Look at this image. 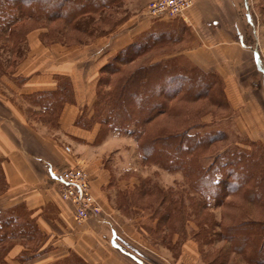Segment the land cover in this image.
<instances>
[{"label": "rangeland", "instance_id": "obj_1", "mask_svg": "<svg viewBox=\"0 0 264 264\" xmlns=\"http://www.w3.org/2000/svg\"><path fill=\"white\" fill-rule=\"evenodd\" d=\"M81 1L50 0L52 5H65L62 7V13L58 8L47 10L42 13V17L35 20L25 19L22 22L21 25L26 31L22 55L16 56L8 75H0V127H8L7 129L16 135L18 149L23 151L27 147L34 154L42 152L43 158L53 162L56 161L54 153L57 151L72 157L77 152L73 157V165L55 163V169L59 174L66 167H79L84 170L89 180L88 193L99 206V212L88 215L81 223L102 213L103 219L108 222L105 224L116 230V242L147 258L151 264H264L263 206L245 202L238 194H222L217 197L216 202L210 201L208 205L202 203L198 193L190 189L181 170H168L153 162H143L136 141L123 131L108 130L101 139L93 142L95 145L103 142V146L89 149L83 144H74L71 134L60 128L59 116L66 104L55 108L53 113L34 104L38 97L47 98L49 94L55 93L57 87L64 82L71 86L74 99L71 80L65 75H57L62 78L61 84L58 79L54 89L33 91L39 93L36 96L31 95L33 92L28 93L21 89L31 77L19 72L28 58L27 38L31 33L36 35L44 59L50 61L54 55L66 53L70 48H84L100 39L103 42L104 33L115 28V11H109L103 19V9L100 8L103 6V0H87L86 8L80 5ZM251 3L247 12L251 13L250 23L246 21L248 15L241 3L232 8L231 12L237 19L238 39L243 47L236 68L238 101L231 105L224 92L228 103L227 106L221 107V98L213 95V100L220 103L217 107L209 102V98L187 102L176 95L167 100L170 109L155 117V128L165 129L168 134L181 131L188 125H204L201 130L214 127L223 132L219 136L223 139L210 145L206 154L216 153L215 156H218L225 150L237 147L246 149L249 153L253 151L255 156L264 154V0H251ZM73 7H76V12H73ZM77 17L82 21L79 22ZM175 50L174 45L155 47L148 52H141L140 48L137 51L140 55L125 63L124 60L128 61L133 56V50L128 53L124 51V54L120 55L122 62H117L113 53L106 60L110 62L109 65L119 67L120 72L110 78L113 81L120 73L126 75L134 71L145 60L157 59L164 53ZM84 52L91 53L89 48ZM6 54L4 51L3 59ZM44 64L48 63L40 61L36 71L43 68ZM36 71L34 74L39 73ZM19 77L21 80L16 79ZM107 77V73L99 70L93 88V100L98 90L100 94H105L113 88L109 81L103 86ZM188 82L192 83V80H185L183 85ZM66 84L64 85L68 88ZM178 90L179 88L174 89V92ZM185 90L184 92L188 93V90ZM190 95L192 94H188L184 99L191 98ZM30 100L35 102L30 103ZM92 102L85 105L86 108L80 106L81 117L86 123L93 113ZM30 158L33 164L39 163L31 154ZM90 161L96 165L94 169L90 168ZM102 165L107 182L103 183L101 204L92 190L91 181L95 179ZM237 180L233 179L235 185L238 184ZM55 184L52 193L57 194L59 201L64 203L63 206L74 209L71 200L64 197L60 182ZM203 188L206 189L204 186ZM7 189L8 184L5 182L0 188V213L5 218L11 217V222L14 226H20V230L19 235L16 234L18 231H15L14 236L7 237L8 245L3 247L6 255L13 249H19L17 258L28 259L38 251L36 235L39 231L35 220L26 213L20 202L10 206L5 204L4 195ZM206 190L212 193L210 188ZM258 197L264 200L263 194ZM191 198L195 203L191 204ZM238 227L248 230L238 231L239 233L232 231ZM253 238L263 242L255 246L252 243Z\"/></svg>", "mask_w": 264, "mask_h": 264}, {"label": "crops", "instance_id": "obj_2", "mask_svg": "<svg viewBox=\"0 0 264 264\" xmlns=\"http://www.w3.org/2000/svg\"><path fill=\"white\" fill-rule=\"evenodd\" d=\"M149 1L103 0V19L109 11H115L117 15L115 28L104 33L103 42L100 39L84 48H70L66 53L54 55L50 61L41 54L36 35L31 33L27 38L28 58L19 72L31 77L21 89L28 93L52 90L57 75L70 78L75 102L63 107L59 123L60 128L71 134L74 144H83L89 149L103 146V142L93 143L97 124L84 129L76 126L75 120L81 114L80 106L92 102L97 75L107 62L106 58L129 47L133 51L145 48L148 52L155 47L174 45L175 51L147 61H170L213 71L222 79L231 105L238 101L236 68L243 47L238 39L237 19L231 12L241 3L247 13L251 0H192L184 14L176 18L147 16L145 7ZM247 15L246 21L250 23L251 13ZM88 48L90 54L84 52ZM45 60L48 64L36 71L39 62L46 63ZM35 71L39 73L34 74ZM7 128L0 127V164L8 184L4 201L7 206L20 202L35 220L39 231L36 254L19 259L20 250L13 249L5 257L7 264H151L147 258L116 242V230L105 224L108 222L102 213L85 223H77L73 218L74 209L63 206L57 194L52 193V187L59 182L55 163L73 165L77 152L72 157L57 151L53 162L43 158L42 152L34 154L27 147L23 151L18 149V138ZM30 154L38 164H33ZM89 165L91 169L96 166L91 161ZM103 173L102 165L91 181L92 190L101 204L103 183L107 182Z\"/></svg>", "mask_w": 264, "mask_h": 264}, {"label": "trees", "instance_id": "obj_3", "mask_svg": "<svg viewBox=\"0 0 264 264\" xmlns=\"http://www.w3.org/2000/svg\"><path fill=\"white\" fill-rule=\"evenodd\" d=\"M80 3L83 8L88 6L87 0H82ZM50 5H52L50 0H0V75H8L16 56L22 55V45L26 33L21 25L22 22L25 19L35 20L37 17H42V13L47 10L52 11L58 8V11L62 13V7H65L63 4ZM100 8L103 9V6ZM73 12H76V7H73ZM78 17L77 19H79ZM81 21L79 19V22ZM129 50L131 51L130 47L120 50L115 53L114 59L117 57V62H122L120 55H123L124 51L128 53ZM138 50H134L133 56L128 61L124 60L123 62L132 61L136 55H140L137 53ZM4 51L7 54L3 59ZM143 51L145 48H141V52ZM109 63V61L104 63L100 70L108 75L103 86L109 81L113 88L105 94L102 92L100 94L99 90L95 92V98L91 105L92 115L87 123L82 119V114L79 115L75 120L76 126L91 129L97 124L98 129L94 142L101 139L108 130L123 131L129 134L136 141L137 150L143 162H153L168 170H181L190 189L196 191L199 200L206 205L210 201L216 202L217 197L222 194L223 196L238 194L245 202L264 207V200L258 197V195H264L263 153L255 156L253 151L249 153L246 149L237 147L225 150L218 156H215L216 153L206 154L210 145L223 139L222 136L219 138L223 132L214 127L201 130L204 125H188L181 131L167 134L165 129L154 127L155 117L170 109L167 100L176 95L187 102L203 97L209 98V102L217 107L220 106V103L214 101L212 96H219L222 100L221 107L227 106L228 101L224 95L223 81L217 73L170 61L145 60L134 71L126 75L120 73L119 77L112 81L110 77L119 73L120 69L109 65ZM20 78L16 79L19 80ZM58 79V83L61 84V76H57L56 80ZM188 79L192 80V83L188 82L183 85V82ZM193 79H197V81ZM63 85L57 87L55 93L50 92L51 94L47 98L40 96L36 102L30 100V103L35 102L34 104L50 113L64 104L74 103L71 86L66 84L67 88ZM178 88L179 90L174 92V89ZM185 89L188 90V93L184 92ZM190 93L192 97L184 99ZM38 94V92H33L31 95L36 96ZM187 117L188 115H186ZM233 179L239 180L236 182L237 185ZM5 182V176L0 165V188ZM203 186L206 189L210 188L212 193L202 189ZM190 201L191 204L195 203L192 198ZM19 227L18 225L14 226L11 217L5 218L0 213L1 264H7L4 259L6 255L4 247L8 245L6 239L10 235L14 236L15 231L20 230ZM247 230L238 227L232 231L239 233ZM18 233L19 231L16 234ZM262 242L263 240L258 238L252 239L255 246H259Z\"/></svg>", "mask_w": 264, "mask_h": 264}, {"label": "built area", "instance_id": "obj_4", "mask_svg": "<svg viewBox=\"0 0 264 264\" xmlns=\"http://www.w3.org/2000/svg\"><path fill=\"white\" fill-rule=\"evenodd\" d=\"M192 0H150L145 7V13L151 18L166 16L176 18L182 16L191 6ZM58 180L63 188L65 198L74 205L73 218L81 223L88 215L99 212V206L92 195L88 193L89 180L83 169L75 166L66 167L58 174Z\"/></svg>", "mask_w": 264, "mask_h": 264}]
</instances>
